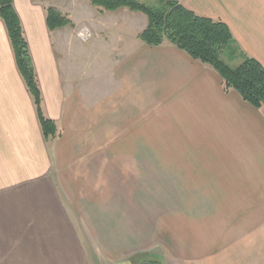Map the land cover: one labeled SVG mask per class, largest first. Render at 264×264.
Segmentation results:
<instances>
[{
  "label": "crops",
  "instance_id": "1",
  "mask_svg": "<svg viewBox=\"0 0 264 264\" xmlns=\"http://www.w3.org/2000/svg\"><path fill=\"white\" fill-rule=\"evenodd\" d=\"M178 1L198 15L227 23L241 49L264 65V0ZM14 6L44 111L60 135L46 140L0 18V264H95L97 259L140 264L152 257L163 264H264V207L250 214L242 209L246 223L240 225L226 218L206 220L216 217L208 209L193 214L191 232L168 231L154 219L147 198L130 191L136 160L123 166L134 170L122 176L120 157L106 161L104 144L90 139L135 135L138 126L131 116L138 105L145 115L161 110L159 117L146 115L140 126L194 137L187 148L193 163L188 159L177 170L228 166L203 155L208 146L225 145L215 150L242 153L235 163L242 183L251 178L257 200H264L263 111L237 91L225 92L218 72L175 45L140 40L149 23L142 12L102 11L91 0H14ZM49 6L68 15L74 27L51 31ZM82 30L90 36L80 50L84 64H78L74 39ZM108 59L110 86L104 81ZM196 137H201L200 147ZM160 168L155 174L162 184L185 182V171H176L181 178L176 180L166 166ZM222 215L228 216L217 214Z\"/></svg>",
  "mask_w": 264,
  "mask_h": 264
},
{
  "label": "rangeland",
  "instance_id": "2",
  "mask_svg": "<svg viewBox=\"0 0 264 264\" xmlns=\"http://www.w3.org/2000/svg\"><path fill=\"white\" fill-rule=\"evenodd\" d=\"M151 1L154 2V0ZM81 15L82 13L80 12L77 14V20ZM67 27H74V23L72 26ZM72 31H74V34L76 33L75 29ZM81 32L78 33V38L76 37L74 39L76 42L74 48L75 51H77L75 58H77L78 64H84V61L81 60L80 50L86 43V41L80 37ZM237 46L238 52L241 51L248 55L241 49L238 43ZM110 56L108 55L107 57ZM108 61L109 63H107V61L105 62L106 71L104 73V81H106L107 86H110L113 83L110 79L112 77L110 76V68L112 67V64L109 59ZM242 61V57L237 55L234 59H231L230 64L233 67H236L241 64ZM156 107H160V105ZM123 113L124 112H121L122 116ZM160 114H162L161 110L158 115L155 111H146L147 116L153 115L159 117ZM146 115L143 105H138L135 109L134 116H131L134 118V121H136L138 126L135 135L106 134L103 137H90V139L95 140L98 138L99 144H104L106 161L109 158L116 160V157H120L122 176H129V174H127L128 170H134L133 168L124 169L123 166H127L129 162L131 163L132 160H136L138 167L135 169V174H131V178L133 177V179L131 181L130 191L136 192L138 198H147L144 201L148 203V207L154 214V219H160L161 225H164L168 231L180 230L191 232L193 220L195 219L193 214L203 211H207L208 213V209H211V214H215L216 217L213 215L211 217L204 216L203 218L206 220L214 218L225 220L226 218L227 223H232L235 226L240 225L241 223H246L242 220L244 218L240 215L242 209H248V214H250L251 209L256 208L257 206L264 207V200H257L256 198L257 185L251 182V178L249 184L244 185V183H242L243 181L240 175L241 169L240 167H236L235 164L238 163L237 165H239L240 159L242 158V153L240 151L230 152L215 150V148L227 146L211 145L208 146L211 150L209 152H204L203 155H208L211 160L217 161V163H220L221 161L227 163L228 166L224 168L210 169H193L192 167H186L177 170L176 168H178L181 163L183 165H188V161L193 159L192 152L187 151V148L190 147L189 143L191 145L194 144V137L179 136L176 134H161V132H175L176 130H161L156 126H153L152 128L149 127V129L145 130L144 125H140L144 122ZM146 131L147 133H153L146 135ZM195 142L198 147H200L201 137H196ZM177 147L181 148L179 152ZM116 150H119L120 152L118 153ZM201 154L202 152L200 151L196 152L197 160H199ZM190 161L192 162L193 160ZM107 164L108 163H106V166ZM144 164H147L149 167L145 168ZM161 166H166V168H163L164 171H167L170 175L174 176L169 178H175L176 180L181 179L176 177V171H185V182L180 184H162L160 181L161 177L155 174V172L161 171ZM210 170L213 172L211 173ZM150 171L153 172V175L149 176ZM121 186L128 187L129 185L122 184ZM220 211L223 214H228V216H217ZM205 222L206 224L209 223V221ZM95 262V264H105L98 263V259Z\"/></svg>",
  "mask_w": 264,
  "mask_h": 264
},
{
  "label": "trees",
  "instance_id": "3",
  "mask_svg": "<svg viewBox=\"0 0 264 264\" xmlns=\"http://www.w3.org/2000/svg\"><path fill=\"white\" fill-rule=\"evenodd\" d=\"M91 3L102 11L127 8L146 14L149 23L138 34L140 40L150 46L173 44L193 59L212 67L223 78L225 92L237 91L264 114V65L256 58L238 52L236 39L224 21L198 15L178 0H91ZM46 13L51 31L73 25V21L54 6L47 7ZM0 18L6 24L18 69L34 98L44 136L52 142L60 133L55 121L44 111L42 91L14 0H0ZM237 55L243 61L233 67L230 61ZM140 264L162 263L145 258Z\"/></svg>",
  "mask_w": 264,
  "mask_h": 264
},
{
  "label": "built area",
  "instance_id": "4",
  "mask_svg": "<svg viewBox=\"0 0 264 264\" xmlns=\"http://www.w3.org/2000/svg\"><path fill=\"white\" fill-rule=\"evenodd\" d=\"M89 33H88V31H82L81 33H80V37L84 40V41H87L88 40V38H89Z\"/></svg>",
  "mask_w": 264,
  "mask_h": 264
}]
</instances>
